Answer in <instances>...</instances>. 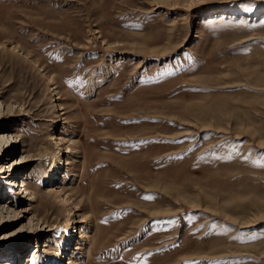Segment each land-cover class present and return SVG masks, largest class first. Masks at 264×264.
Segmentation results:
<instances>
[{
	"label": "rangeland",
	"instance_id": "374dc122",
	"mask_svg": "<svg viewBox=\"0 0 264 264\" xmlns=\"http://www.w3.org/2000/svg\"><path fill=\"white\" fill-rule=\"evenodd\" d=\"M0 103V264H264V0H0Z\"/></svg>",
	"mask_w": 264,
	"mask_h": 264
},
{
	"label": "bare ground",
	"instance_id": "6f19581e",
	"mask_svg": "<svg viewBox=\"0 0 264 264\" xmlns=\"http://www.w3.org/2000/svg\"><path fill=\"white\" fill-rule=\"evenodd\" d=\"M3 34V33H2ZM5 34V33H4ZM7 35V34H6ZM19 48L20 47H16V46H14L13 47V50L14 51H16L17 53L18 52H20V51H18L19 50ZM20 50H21V48H20ZM15 53V52H14ZM32 66V65H31ZM3 109H4V112H5V110L7 111V114H9V115H11V114H13V111L16 109V108H14L13 106H11V105H9V106H7V107H4V104L3 103H0V113H2L3 112ZM19 109V108H18ZM21 111H23V107L21 108ZM19 112V111H18ZM24 112V111H23ZM20 113V112H19ZM21 115H24V114H21ZM59 120H60V117L58 116V120L56 121V123H59ZM16 140H17V138H15L8 130L7 131H4L3 132V134H0V144H1V146H6L7 147V149H10L12 146L14 147L15 145H16ZM67 142L65 141V144H66ZM71 148L70 147H67L66 148V151L64 150V149H61L59 152V155L58 156H56V155H51L50 156V158H48L49 156L47 155V153H46V151L44 150V149H42L41 150V153H40V155L36 158V159H34V161L35 162H37L40 166H41V164H44L45 165V163L46 162H49V163H51V168L53 169V171H52V174L53 173H55V172H58L59 171V166H60V164H61V161L64 159L65 161H66V166H70L72 163H69L68 162V158L70 157V156H74V155H79L80 154V150H74V151H72V150H70ZM68 155H70V156H68ZM75 158V157H74ZM30 158H27V157H21L20 158V160L19 161H16V162H13V163H15L16 164V166H15V169L12 171L13 173L10 175V176H12L13 178H17V177H21L20 176V171H21V169H23L24 167H25V160H29ZM21 162H24V163H21ZM19 164H21V166L19 165ZM46 164H48V163H46ZM44 165H42V166H44ZM9 172V171H8ZM21 180H22V178H20ZM54 181H55V179H54ZM53 181V182H54ZM14 184H12V186L13 187H16V188H19L20 187V184L21 183H19V185H17V181L16 182H13ZM25 187V185H24V183L22 182V187H21V189L22 188H24ZM25 191H27V190H24V192L22 193V194H24L25 193ZM54 191H56L55 189H54ZM20 194V193H19ZM28 197H30V198H28L27 199V201L30 203V202H34L35 201V196H33V195H28ZM70 200V198H67V200H65V201H69ZM93 202H91V204H92ZM95 206V205H94ZM78 209V208H77ZM10 211V209H8L6 206H1L0 205V220L3 222L4 220V222H7L8 220H9V217H11V215H12V212H9ZM90 218V217H89ZM82 221H77V219H69V221L66 223V224H62V223H58V224H56V225H49L48 226V228H49V231H44L43 229L45 228H43V229H41V234H44V236L43 237H46V236H48V234H58V232H61V233H67L68 232V230H69V226H71L72 224H80L81 226H84V228L86 227V226H88L89 224H88V222H89V219H81ZM2 224V223H1ZM88 224V225H87ZM45 225H47V224H45ZM6 227V225L5 226H3L2 228H5ZM76 229H75V231L77 230V229H79V228H77V227H75ZM88 231V230H87ZM43 232V233H42ZM47 232H51V233H47ZM88 233V232H87ZM85 234V233H84ZM85 235H87V234H85ZM70 236H72L71 237V239L72 238H75L74 236H73V234L72 235H70ZM89 244V243H88ZM75 249L76 250H80L79 249V247L78 246H76L75 247ZM62 259H65V256H61V258L59 257V262L58 263H61L62 262ZM20 262V261H19ZM3 264H7V263H3ZM19 264V263H18Z\"/></svg>",
	"mask_w": 264,
	"mask_h": 264
}]
</instances>
